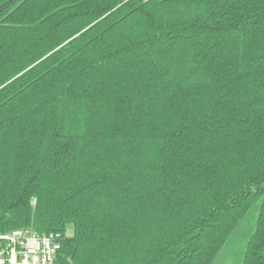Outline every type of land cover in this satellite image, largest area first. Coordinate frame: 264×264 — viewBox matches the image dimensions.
<instances>
[{"label": "trees", "instance_id": "1", "mask_svg": "<svg viewBox=\"0 0 264 264\" xmlns=\"http://www.w3.org/2000/svg\"><path fill=\"white\" fill-rule=\"evenodd\" d=\"M252 209L264 264V0H0V234L213 264Z\"/></svg>", "mask_w": 264, "mask_h": 264}, {"label": "built area", "instance_id": "2", "mask_svg": "<svg viewBox=\"0 0 264 264\" xmlns=\"http://www.w3.org/2000/svg\"><path fill=\"white\" fill-rule=\"evenodd\" d=\"M63 238L58 231L39 233L29 228L11 229L0 234V264H52Z\"/></svg>", "mask_w": 264, "mask_h": 264}, {"label": "rangeland", "instance_id": "3", "mask_svg": "<svg viewBox=\"0 0 264 264\" xmlns=\"http://www.w3.org/2000/svg\"><path fill=\"white\" fill-rule=\"evenodd\" d=\"M256 214V209H252L240 220L213 264H242L246 243L255 228Z\"/></svg>", "mask_w": 264, "mask_h": 264}]
</instances>
